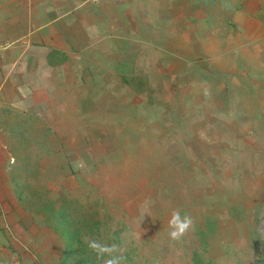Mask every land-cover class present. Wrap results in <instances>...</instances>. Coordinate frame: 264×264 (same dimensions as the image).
<instances>
[{"label":"rangeland","instance_id":"1","mask_svg":"<svg viewBox=\"0 0 264 264\" xmlns=\"http://www.w3.org/2000/svg\"><path fill=\"white\" fill-rule=\"evenodd\" d=\"M8 1L66 51L0 95V264H264V0Z\"/></svg>","mask_w":264,"mask_h":264},{"label":"crops","instance_id":"2","mask_svg":"<svg viewBox=\"0 0 264 264\" xmlns=\"http://www.w3.org/2000/svg\"><path fill=\"white\" fill-rule=\"evenodd\" d=\"M10 2L0 0V15L5 14ZM40 11H35V23L29 20L27 10L9 13L3 22H0V95L21 97L27 95L30 85H42L44 61L51 50L66 51L65 47L59 44L46 46L47 42H40L38 35L43 33L42 19H38ZM42 15H40L41 17ZM38 23H41L39 25ZM33 30V37L39 41L36 45L30 44L28 32ZM18 32L14 40H4L3 37H10L11 32ZM31 36V35H30ZM25 38L26 41H22ZM4 57H1V56ZM47 60V59H46ZM35 81V82H33Z\"/></svg>","mask_w":264,"mask_h":264},{"label":"trees","instance_id":"3","mask_svg":"<svg viewBox=\"0 0 264 264\" xmlns=\"http://www.w3.org/2000/svg\"><path fill=\"white\" fill-rule=\"evenodd\" d=\"M58 56H61V53L59 51L51 50L47 54V64L49 66H56L62 64L65 61V58L63 55L62 57H58Z\"/></svg>","mask_w":264,"mask_h":264}]
</instances>
